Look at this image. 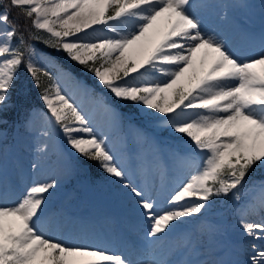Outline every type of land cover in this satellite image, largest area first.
Segmentation results:
<instances>
[{"label": "snow or ice", "instance_id": "obj_1", "mask_svg": "<svg viewBox=\"0 0 264 264\" xmlns=\"http://www.w3.org/2000/svg\"><path fill=\"white\" fill-rule=\"evenodd\" d=\"M196 7L193 0H0V111L8 106L21 66L38 88L46 77L39 98L48 126L62 133L70 152L97 162L124 189L147 221L150 249L176 225L203 215L214 198L231 196L232 227L247 242L242 258L158 259L153 251L137 264H264V181L247 185L249 173L264 168V36L260 51L241 59L219 33L203 30L191 11ZM13 10L31 21L35 31L28 40L62 51L91 73L94 85L77 86L105 113L131 104L159 114L161 124L186 145L174 160L178 168L188 166L187 178L166 197L167 207L154 198L147 179L142 186L133 182L108 149L107 137L96 133L90 117L63 91L59 81L70 79L71 69L56 66L54 76L38 63L35 47L17 35ZM46 150V144L37 148ZM56 186L55 180L34 181L15 202L0 204V264H134L122 253L42 234L37 225ZM204 230L213 237L217 232L212 223Z\"/></svg>", "mask_w": 264, "mask_h": 264}, {"label": "rangeland", "instance_id": "obj_2", "mask_svg": "<svg viewBox=\"0 0 264 264\" xmlns=\"http://www.w3.org/2000/svg\"><path fill=\"white\" fill-rule=\"evenodd\" d=\"M217 4L220 7V14L228 15L234 21L238 19V16L243 15L244 9L246 10L250 6L255 5L258 14H262L261 11L264 10V0H220ZM196 5L197 7L191 11L201 19L203 30L219 33L217 23L219 22L220 15L217 12L215 13L214 6L207 3H198ZM2 10L0 8V11ZM230 31L231 28L227 27L222 35L227 40L230 50L243 59V57L237 54L236 48L230 47L232 41L230 40L231 34L228 35ZM261 34L262 31L259 35ZM239 40L234 42L235 45L241 47L242 43ZM13 43H15V40ZM31 44L37 51L38 63L46 66L54 76L56 75V66L71 69V66H62L59 61L58 58L62 57L68 60L62 51H56L58 58H55L34 43ZM69 62L67 61V63ZM71 73L72 77L70 79L61 78L59 81L63 91L75 100L83 112L86 111V115H89L91 107H96L99 109V112L103 113L105 120L101 121L100 124H98V120L91 121L92 127L97 126L106 130L104 137H107L108 149L126 172L132 174L131 179H133L134 183L142 186L143 181L150 174L149 185L152 188L156 187L157 190L160 187L163 194L158 203L161 207H167L165 204L166 197L180 180L187 178L188 166L178 168L174 160V154L177 151H185L186 145L181 142L180 138L176 139L175 137L177 136L161 124L159 114L152 112L144 113L131 104L119 105L121 108L116 105L113 113H105L95 103L92 96L85 95L77 86V82H86L84 77L87 76L93 81L92 84L87 83L90 86L93 83L95 84L91 73L85 72L82 67H78V70L75 72L71 69ZM77 74H81L83 78L78 77L80 75L77 76ZM48 83L47 78L42 76L41 87L39 89L42 90ZM34 85L35 83L32 78L25 68L21 66L17 73L16 81L9 93L8 106L3 111H0V121H6V123H0V165L2 163L5 164L4 168L10 173V179H13L16 175L13 170H10L12 163L8 159V155L14 149L16 136L21 134L27 141L32 142L33 146H37L38 142H44L46 139V137L41 135V130L37 127L28 131L29 126H32V124L28 123L25 125V121L29 120V117L31 120L33 117L39 116L36 121L41 119L42 122L46 123L48 127L46 130L50 134L57 132L63 138L62 133H59L56 128L49 127L44 119V112L46 110L43 107L42 101L38 96L32 94V86ZM99 92L101 90L98 88L96 93L100 94ZM109 127L110 131H108ZM156 139L162 142L164 150L162 157L157 155L154 150ZM174 141L178 145L174 146L172 144ZM57 149H59L58 144L46 150L45 155H47L48 159L44 161V164L46 163V166L47 164H54L55 166L59 162V159L67 160L66 178L62 182V188L57 193L48 196V201L56 200L59 192L64 193V197L58 200V202L60 201L59 205L55 208L49 211L46 209L48 207L45 208L41 214V220L37 225L38 230L49 238L59 239L68 244L92 245L106 248L116 253H122L131 259L134 264H137L134 259L138 261L147 260L146 253H143L140 249V251L137 250L140 246L146 245L144 234L147 221L139 217L124 189L112 177L104 173L98 167L97 162L87 160L78 154L69 152V150L63 152L64 154H70L68 158L66 154L64 155ZM65 149L67 150L68 146ZM25 152L28 153L30 151L25 150ZM37 155L32 153H29V155L25 154L26 160H24L23 165L25 167L29 166V169H32ZM257 170L256 175H248L247 185L258 184L264 181V174H260L264 173V168H257ZM88 181L91 183L90 186H93L94 194L99 198V204L97 203L98 205L89 207V215L83 216L81 210L85 206L84 198L79 195H81L82 187L84 186L85 188ZM13 186L16 189L18 188V184H14ZM84 188L82 189L83 193L85 192ZM52 191H55V189ZM241 194L245 200L248 199L249 193L247 191L242 190ZM116 199H119L118 201L121 203L115 202ZM111 203L114 210L110 206ZM122 206H125V208ZM235 206V202L231 196L214 198L210 207L203 213L206 214L205 216L200 215L176 225L174 230L167 235L169 238H176L169 240L170 246L171 244L176 246V251L171 254V258L174 260L182 252L181 249L186 242H194L193 245L197 247L207 248L205 251H200L199 258L205 259L206 257L207 260L211 261L208 256L212 257L216 250H214L215 246L210 244L214 241L210 240L211 236L204 230L206 223H212L216 226L217 232L215 234L225 239L229 238L227 239V243L238 241L236 245L241 249H246L247 242L241 240L236 234V230L232 227L234 223L232 209ZM106 208H108L107 211ZM115 210L119 212H115ZM249 219L259 220L260 217L251 216ZM183 234L186 235L185 238H182ZM123 242H126L127 250L126 245L123 246ZM157 245H154L152 248L158 250ZM113 246H115V249H113ZM117 246L118 248H116ZM160 251L164 252L161 255L162 257L168 258L170 256L169 252L167 254L166 246L162 247Z\"/></svg>", "mask_w": 264, "mask_h": 264}, {"label": "bare ground", "instance_id": "obj_3", "mask_svg": "<svg viewBox=\"0 0 264 264\" xmlns=\"http://www.w3.org/2000/svg\"><path fill=\"white\" fill-rule=\"evenodd\" d=\"M193 2H194V4L207 3L209 5L215 6L217 3L220 2V0H193ZM261 13L262 14H258L257 8L254 5V6H251L249 8V10H247V13L245 16H242L241 18H238L235 21L234 20L231 21L232 18H229L226 15H220V17H219V22L217 23V26H218V32L222 37H223L222 33L225 32V28L229 27V28H231V31L228 33V35L231 34L232 38H236L239 35H241L245 38H249L247 40V45L241 47V49L238 48L237 45H235L234 41H237V39L231 41L230 47L233 49L236 48V50L238 52L237 54L239 56L243 57V59H246L252 55H255L261 49V39L262 38H260L259 36H256L255 34H250L248 31L249 29L252 31H256V32L260 31L258 24H255V21L264 22V10H262ZM222 16H225L226 18L221 19ZM262 32L264 33V31H262ZM83 108L85 109L84 106H83ZM98 112H99L98 108L91 107V111H90L88 116L90 117L91 121L98 120V124H100L101 121L105 120L104 119L105 116L103 115V113L101 111L99 113ZM84 113H86V111H84ZM38 117L39 116L33 117L31 120H29V124H32V126H29L30 128L28 129V131L31 129H34L35 127L40 129L41 131L48 128L46 126V123L42 122L41 119H39V121H36V119H38ZM35 122H37V123H35ZM94 129L97 131L96 133L98 135H100L102 137L105 136L106 130H104V128H101V127L99 128L97 126H94ZM108 131H110V127L108 128ZM14 142H15L14 143V145H15L14 149L8 155V157H9L8 159L12 163L10 170H13V172H15L16 175L14 176L13 179H10V173L6 170V168H4L5 164L2 163L0 165V204H11V203L15 202V200L22 194L23 190L34 181L45 182V181L55 180L57 182L56 187H59V188H57V189L55 188V191H52L50 195L57 193L62 188V185H63L62 182L66 178V172L65 171H66L67 160L59 159V162L57 163V165H55L56 167L54 166V164H47V166H46V163L44 164V161H46L48 159L47 155H45L46 151L43 153H40L37 151V148L42 147L46 144L47 150H48L49 148L53 147V145L58 144L59 149H57V150L61 151V153L67 152L69 150V148L67 150L65 149V147H67V144L64 141V139L61 138L57 132H54V134H50L49 137H46L44 142H42V141L38 142L37 146H33L32 142L27 141L24 136L22 137V135L19 134L18 136H16V139L14 140ZM25 150H28L30 152L26 153ZM69 152H70V150H69ZM29 153H32L34 155L38 154L36 159H35V163H34L37 165L36 169H33V168L29 169V166L25 167L23 165L24 160H26L24 155L25 154L29 155ZM65 154L67 155L68 158L70 157L69 153H65ZM55 170H56V172H55ZM43 177H44V179H43ZM14 184H18L17 189L14 188V186H13ZM152 194H153L154 198L157 200V202L163 196L160 187L158 190L156 189V187H153ZM62 195H63V193L59 192L57 197L62 196ZM56 200H57V198H56ZM56 200L48 201V198H47V202L44 206V210L46 207H48V208H46L48 211L53 209L54 208L53 206L56 203L55 202ZM115 202L121 203L118 200H115ZM123 207L125 208V206H123ZM107 210H108V208H106V211ZM203 215L205 216L206 214H203ZM200 223H201V220H200ZM183 235L184 236H182V238H185L186 235L185 234H183ZM171 238L172 237L169 238L168 236L164 237L162 239V241H160V243L156 246V247H158V250H154L153 248L150 249L147 245H144V246L142 245L139 247V249L142 250L143 253H146L148 258H150V252H153V251L156 254V258H158V259L159 258H165V256H163V257L161 256L164 253L163 251H160L162 247L166 246L167 254L169 252L170 255L176 251L175 250L176 246L174 244H171V246L169 245V240ZM172 239H176V238H172ZM227 239H229V238H227ZM227 239L221 237L218 234H215L214 237L213 236L210 237V240L214 241L213 243H210V244L213 246H220V247L224 246V247L218 249V250H221V249L225 248V245L227 243ZM182 244H181V246H182ZM193 244H194V242L188 243V247H185V245H184L181 249L182 252L179 253L174 258V260H176V259H181V260L187 259V260H195V261L207 260L206 257H205V259L199 258L200 251H205V250H207V248L206 247H204V248L197 247ZM114 247L115 246H113V249H115ZM116 248H118V246ZM223 255H224V253H222V254L220 253L219 257H221ZM228 259H230V257ZM134 260L136 262H140L136 259H134Z\"/></svg>", "mask_w": 264, "mask_h": 264}, {"label": "trees", "instance_id": "obj_4", "mask_svg": "<svg viewBox=\"0 0 264 264\" xmlns=\"http://www.w3.org/2000/svg\"><path fill=\"white\" fill-rule=\"evenodd\" d=\"M4 3L6 4L7 0H4ZM10 19L17 25V35L23 33L26 40H28L29 32L35 31L34 29L31 28V21L27 20L23 15L18 14V10L12 11V13L10 15ZM40 34L43 35L42 33H40ZM31 42L34 43L35 45L40 46V48L41 47L44 48L43 46H45V44L40 43V41L28 40V43H31ZM45 50L49 51L52 56L53 55L56 56V51H54V49L47 47V49H45ZM59 61L61 62V64H63V66L64 65L71 66V69L73 70V72L78 70L77 66H75L72 62L67 63V61H69V60H65V59H63V57L60 58ZM32 88L34 89L33 92L36 93L37 90H35V89H38V87H36V85H34ZM40 93H41V89H39L37 96H40Z\"/></svg>", "mask_w": 264, "mask_h": 264}]
</instances>
